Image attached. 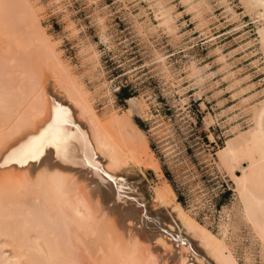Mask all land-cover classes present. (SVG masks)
<instances>
[{
    "label": "bare ground",
    "instance_id": "bare-ground-1",
    "mask_svg": "<svg viewBox=\"0 0 264 264\" xmlns=\"http://www.w3.org/2000/svg\"><path fill=\"white\" fill-rule=\"evenodd\" d=\"M182 1L212 8L208 0ZM242 1L260 23L264 54V0ZM157 7L160 25L174 31L175 16ZM215 52L229 68L221 48ZM128 102L122 113L100 118L29 1L0 0V264H239L225 240L172 199L171 186L157 184L149 192L148 171L159 175V166L134 121L147 111L140 98ZM252 110L253 125L245 131L236 125V136L218 155L245 218L264 241V101ZM57 116L61 123L37 158L10 156ZM130 167L138 169L135 175ZM149 204L164 207L170 218L163 224L156 218L158 231L147 242L136 226L147 221Z\"/></svg>",
    "mask_w": 264,
    "mask_h": 264
},
{
    "label": "rangeland",
    "instance_id": "rangeland-1",
    "mask_svg": "<svg viewBox=\"0 0 264 264\" xmlns=\"http://www.w3.org/2000/svg\"><path fill=\"white\" fill-rule=\"evenodd\" d=\"M28 1L100 118L122 113L132 97L144 101L147 113L134 121L159 166V175L148 171L149 192L157 184L171 186L172 199L225 240L239 264L246 256L264 264L258 244L264 253V241L245 218L218 155L236 136V125L242 131L253 125L252 109L264 101V54L254 12L242 0H208V11L182 0ZM157 2L175 16L174 31L160 25ZM137 170L128 168L133 175ZM166 211L148 205L147 224L136 226L144 240L158 231L156 218L169 220Z\"/></svg>",
    "mask_w": 264,
    "mask_h": 264
},
{
    "label": "snow or ice",
    "instance_id": "snow-or-ice-1",
    "mask_svg": "<svg viewBox=\"0 0 264 264\" xmlns=\"http://www.w3.org/2000/svg\"><path fill=\"white\" fill-rule=\"evenodd\" d=\"M61 123L60 117L57 116L56 120H54L48 128L45 130L44 133H42L38 137H33L28 142L20 145L17 149H14L10 156H22L24 159L37 158L43 151V148L45 147V137L48 135L49 132H52L53 129H57L59 124ZM65 136H68V133H64Z\"/></svg>",
    "mask_w": 264,
    "mask_h": 264
}]
</instances>
